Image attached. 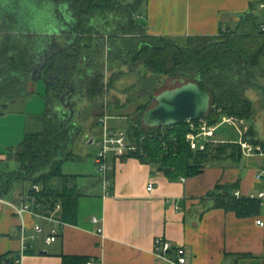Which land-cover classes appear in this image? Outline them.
<instances>
[{"label": "trees", "instance_id": "trees-1", "mask_svg": "<svg viewBox=\"0 0 264 264\" xmlns=\"http://www.w3.org/2000/svg\"><path fill=\"white\" fill-rule=\"evenodd\" d=\"M36 1L33 4L40 7V0ZM143 1L43 0L41 15L40 11H31L32 19L46 22L39 32L27 27L11 30L4 20L0 42V115L10 104L33 94L35 89H29V81L40 79L47 86V110L42 116L44 129L26 133L11 150L17 168L0 170V196H8L16 182L40 183V199L49 207L60 202V217L66 223L77 222L80 193L71 184L77 175L62 171L63 161L73 155L67 148L70 130L77 125L75 115L71 117L70 111L61 115L55 103L61 97L67 101L69 95L97 103L114 87L123 66L129 71L144 67L151 75L195 80L211 94V107L205 116L210 123L223 116H253V101L246 92L254 89L264 93V34L254 16L248 15L237 29L220 31L216 36L175 38L147 32L146 23L136 18ZM101 51L106 52L105 69L111 71L107 82L101 68ZM144 82L141 93L156 94L154 77L145 78ZM150 101L137 106L138 115L130 119L127 127L131 140L142 148L131 155L178 177L196 174L208 162L241 157L239 141L210 142L204 149H192L186 139L187 122L166 126L168 131L161 137L162 126L147 127L142 122ZM71 104L75 112L76 102L71 100ZM242 137L260 144L264 150V140L256 136L253 125L247 127ZM208 197L214 200V206L234 210L241 216L261 208L260 199L236 197L228 187L219 185ZM30 250L25 249L24 254ZM17 257L19 254H2L0 264H16ZM91 261L85 255L62 254L63 264Z\"/></svg>", "mask_w": 264, "mask_h": 264}, {"label": "crops", "instance_id": "crops-1", "mask_svg": "<svg viewBox=\"0 0 264 264\" xmlns=\"http://www.w3.org/2000/svg\"><path fill=\"white\" fill-rule=\"evenodd\" d=\"M261 3V0H144L136 18L146 23L150 34L175 38L216 36L220 31L237 29L248 15L254 16L260 28L264 23ZM3 22L0 18V42ZM246 93L253 101L254 112L256 102L264 112V93L254 89ZM14 115L10 127L0 129V170L17 168L18 163L13 168L8 159L11 150L26 135V120L21 111L4 113L0 121ZM248 120L243 119L242 133L252 125ZM116 123L113 121V125ZM242 138V135L238 140L217 136L220 142H238ZM151 164L136 155L112 159L107 189L101 174L82 176V184L78 175L74 177L71 184L80 193L77 222L64 224L60 236L49 245L40 234L31 250L16 264H63L62 254L89 256L91 264H176L175 251L167 258L154 252L158 237L183 251L192 264H264V227L256 221L264 219V198L255 196L261 201L258 212L241 216L234 210L214 206V200L208 197L218 185L228 187L234 195L239 191V197L264 191V176L256 177L264 169L263 153L242 150L238 160L223 158L208 162L200 172L179 177L159 171ZM28 186L22 182L15 193L0 197L14 200ZM93 216L100 222H94ZM23 221L31 226L34 220L28 214L18 216L0 199V255L21 252L19 227ZM99 225L103 232H98Z\"/></svg>", "mask_w": 264, "mask_h": 264}, {"label": "rangeland", "instance_id": "rangeland-1", "mask_svg": "<svg viewBox=\"0 0 264 264\" xmlns=\"http://www.w3.org/2000/svg\"><path fill=\"white\" fill-rule=\"evenodd\" d=\"M36 1V0H34ZM33 0H12L9 3H4V0H0V18L6 21V25L11 29H23L29 28L32 31L39 32L40 29L45 26V20L32 19L31 11H40V15L43 13V0H40V7L37 4H33ZM36 3H39L36 1ZM36 32V33H37ZM103 59L101 60V68L104 69L106 82L111 76V71L105 69V57L106 52L102 53ZM104 66V68H103ZM123 73H120L121 77L115 82L113 88L107 90L105 96L97 103L85 100L86 98L79 100L76 97H72L71 100L76 102L75 105V123L76 128H71L70 139L68 143V151H72L73 155L66 159L62 163V171L66 174L78 175V181L80 184L84 182L83 177L88 174H101L98 171L96 164V155L98 152V145L96 140L101 136L102 128L104 124L109 127L124 126L127 129L130 119L138 115L137 106L141 103L147 102L151 99L150 105L154 103L152 99L155 93H141L145 89V78L154 77V87L157 91L167 87H173L180 83V78L169 77L166 75H151L146 72L144 67L129 71L127 66H123ZM29 89L34 88L35 92L27 96L24 100L10 104L5 113H12L21 111L25 116V132H33L44 129L43 114L47 110V98H46V82L44 79H40L37 82L29 81ZM56 106L60 104L57 101ZM97 104V105H96ZM96 105V106H95ZM14 116H10L8 119L3 118L0 121V129L8 128L13 122ZM113 121L116 125H113ZM252 124L256 129V136L264 139V112L258 103H255V112L253 116L247 121ZM243 125L241 122L230 123L220 122L217 128V136L220 139H240L242 135ZM13 126V124H12ZM80 128V129H78ZM96 138L93 142L91 139ZM11 167L15 168L17 161L13 155L10 154L8 159ZM9 165V168H10ZM152 166L154 164H151ZM155 166V165H154ZM11 169V168H10ZM83 176V177H82ZM22 182H16L11 191V194L15 193L17 189L21 187Z\"/></svg>", "mask_w": 264, "mask_h": 264}, {"label": "built area", "instance_id": "built-area-1", "mask_svg": "<svg viewBox=\"0 0 264 264\" xmlns=\"http://www.w3.org/2000/svg\"><path fill=\"white\" fill-rule=\"evenodd\" d=\"M261 1V6H264V0ZM260 30L264 34V23L261 24ZM238 121L243 123V119L234 116H223L222 119L216 123H210L205 117L189 120L187 121L189 130L186 134V139L192 149H204L207 143L220 142L216 136V131L220 122H230L235 124ZM167 131V127L162 126L159 131L160 136H164ZM96 142L98 145V152L96 155L97 168L105 180V188L107 189L110 184L106 179L108 172L112 168V159L122 158L136 152H141L142 148L136 141L131 140L127 129L109 127L106 124H104L101 136L98 137ZM239 142L241 143L243 151L248 153L261 152L264 154V150H262L260 144H253L248 140L243 139ZM263 176L264 169L259 170L256 174L258 179L263 178ZM182 179L184 178L182 177ZM149 186L152 187V184H149ZM41 190L42 185L40 183H32L26 190L19 192L14 200H5L0 197L2 201L12 208L15 214L20 217H24L28 214L34 220L31 226H28L24 221L20 224L19 231L22 240V250L19 253V257L15 259V263L20 261L25 249L32 248L34 244L33 242H35L40 234L42 235L45 244H52L60 236L61 228L66 224L59 214L61 203L57 202L54 207H49V205L43 202L39 197ZM235 195L239 197L240 192L236 191ZM255 196L264 198V191L259 192L257 195L251 194V197ZM92 220L96 223L100 222L99 218L96 216H93ZM256 221L259 225L264 227V219L258 218ZM97 230L98 232H103V227L99 225ZM27 232L28 234H26ZM172 251H175L177 254L175 260L176 264H192L189 256L183 251L174 249L170 241L163 237L156 238L154 252L158 256L167 258Z\"/></svg>", "mask_w": 264, "mask_h": 264}, {"label": "water", "instance_id": "water-1", "mask_svg": "<svg viewBox=\"0 0 264 264\" xmlns=\"http://www.w3.org/2000/svg\"><path fill=\"white\" fill-rule=\"evenodd\" d=\"M68 100L59 98L56 107L61 115L70 111L74 115V107ZM212 97L209 91L203 90L195 80H184L173 87L161 89L155 94L154 103L144 110L142 122L147 127L169 126L185 123L189 120L205 117L211 107Z\"/></svg>", "mask_w": 264, "mask_h": 264}]
</instances>
